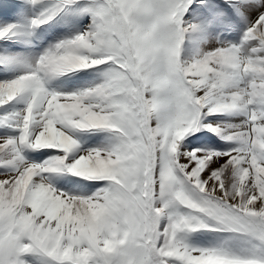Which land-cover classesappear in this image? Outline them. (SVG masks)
I'll return each mask as SVG.
<instances>
[{
	"label": "snow or ice",
	"instance_id": "6c2138e0",
	"mask_svg": "<svg viewBox=\"0 0 264 264\" xmlns=\"http://www.w3.org/2000/svg\"><path fill=\"white\" fill-rule=\"evenodd\" d=\"M0 264H264V0H0Z\"/></svg>",
	"mask_w": 264,
	"mask_h": 264
}]
</instances>
